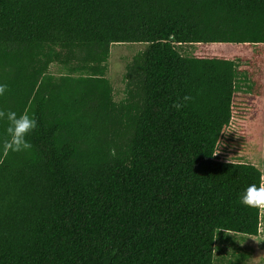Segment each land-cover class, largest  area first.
I'll return each mask as SVG.
<instances>
[{"label":"trees","instance_id":"trees-1","mask_svg":"<svg viewBox=\"0 0 264 264\" xmlns=\"http://www.w3.org/2000/svg\"><path fill=\"white\" fill-rule=\"evenodd\" d=\"M123 43L146 47L115 101ZM208 43L264 44V0H0V109L38 125L0 162V264H213L223 232L258 235L260 168L213 156L235 63L175 46Z\"/></svg>","mask_w":264,"mask_h":264},{"label":"rangeland","instance_id":"rangeland-1","mask_svg":"<svg viewBox=\"0 0 264 264\" xmlns=\"http://www.w3.org/2000/svg\"><path fill=\"white\" fill-rule=\"evenodd\" d=\"M186 57H221L233 60L237 70L232 118L222 131L215 158L246 162L261 170L264 185V44H176ZM144 43L110 45L106 76L113 87L115 101L123 98V73L131 57L144 50ZM49 72L59 75L64 68L52 63ZM231 131V132H229ZM220 143V144H219ZM213 264H264V209H260L259 233L248 237L223 232L215 241Z\"/></svg>","mask_w":264,"mask_h":264},{"label":"clouds","instance_id":"clouds-1","mask_svg":"<svg viewBox=\"0 0 264 264\" xmlns=\"http://www.w3.org/2000/svg\"><path fill=\"white\" fill-rule=\"evenodd\" d=\"M7 86L0 83V97L4 96ZM185 99H188L185 97ZM179 107V105H177ZM0 121L6 122L4 136L0 138V162L9 153L26 152L32 148L28 137L37 129V121L27 112L17 113L10 109H0ZM231 132V131H229ZM220 144V143H219ZM219 147L214 152L217 154ZM239 201L248 208L264 209V185H248L239 195ZM223 231V230H222Z\"/></svg>","mask_w":264,"mask_h":264},{"label":"crops","instance_id":"crops-1","mask_svg":"<svg viewBox=\"0 0 264 264\" xmlns=\"http://www.w3.org/2000/svg\"><path fill=\"white\" fill-rule=\"evenodd\" d=\"M238 79V78H237ZM237 83V82H236ZM237 86V85H236ZM264 92V91H263Z\"/></svg>","mask_w":264,"mask_h":264}]
</instances>
